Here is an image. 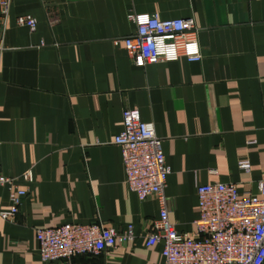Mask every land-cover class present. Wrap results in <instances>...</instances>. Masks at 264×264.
Instances as JSON below:
<instances>
[{"label": "crops", "instance_id": "0c3cea01", "mask_svg": "<svg viewBox=\"0 0 264 264\" xmlns=\"http://www.w3.org/2000/svg\"><path fill=\"white\" fill-rule=\"evenodd\" d=\"M133 12L194 17L203 59L135 65L114 43L136 32ZM23 15L37 19L34 32L17 23ZM127 108L163 139L169 219L179 231L195 233L199 184L257 193L264 0H12L6 19L0 6V173L28 189L15 220L0 219V264L164 262L163 243L147 245L161 205L130 190L113 142ZM9 206L0 186V210ZM98 221L117 230L132 224L136 237L70 263L41 259L38 229Z\"/></svg>", "mask_w": 264, "mask_h": 264}, {"label": "built area", "instance_id": "2783aa9c", "mask_svg": "<svg viewBox=\"0 0 264 264\" xmlns=\"http://www.w3.org/2000/svg\"><path fill=\"white\" fill-rule=\"evenodd\" d=\"M12 0H0L3 18L9 15ZM136 32L114 43H123L133 63L145 66L181 57L190 62L203 59L199 28L194 17L160 18L158 14L131 13ZM34 32L37 19L32 15L17 18ZM124 128L113 140L121 149L126 182L140 200L156 198L159 217L152 221L147 245L163 243L164 262L160 264H264V176L258 192L243 193L236 184L212 182L197 186L199 216L194 221L195 233L179 231L169 219L165 188L171 167L154 124L144 121L138 108L123 112ZM249 169L250 164H241ZM32 180L31 173L24 176ZM0 186L9 191L10 206L0 210V219L14 221L28 189L15 178L0 173ZM39 255L44 262L71 260L77 255H98L118 244L135 239L134 226L117 230L98 221L75 222L36 231Z\"/></svg>", "mask_w": 264, "mask_h": 264}]
</instances>
